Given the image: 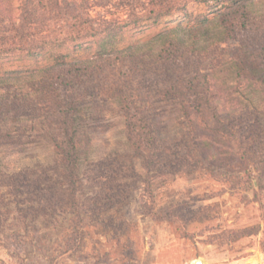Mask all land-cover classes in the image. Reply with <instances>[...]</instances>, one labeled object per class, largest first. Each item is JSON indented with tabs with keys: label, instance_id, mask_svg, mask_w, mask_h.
Here are the masks:
<instances>
[{
	"label": "rangeland",
	"instance_id": "rangeland-1",
	"mask_svg": "<svg viewBox=\"0 0 264 264\" xmlns=\"http://www.w3.org/2000/svg\"><path fill=\"white\" fill-rule=\"evenodd\" d=\"M63 1L83 12L95 37L76 48L70 30L55 28L41 51L0 56V130L17 143L0 147V264L264 261V133L238 156L211 131L188 151L178 141L187 117L240 116L264 132V0ZM22 3L0 0V20L20 19ZM58 53L76 66L54 63ZM48 95L76 103L68 111L80 140L74 184L53 147L57 130L5 114ZM206 98L213 116L196 107ZM144 117L162 123L173 155L141 163L127 137L138 129L127 125Z\"/></svg>",
	"mask_w": 264,
	"mask_h": 264
},
{
	"label": "trees",
	"instance_id": "trees-1",
	"mask_svg": "<svg viewBox=\"0 0 264 264\" xmlns=\"http://www.w3.org/2000/svg\"><path fill=\"white\" fill-rule=\"evenodd\" d=\"M42 1L43 0H37V2H32L31 0H26V3H24L23 0V3L19 5L20 19L17 21L10 18L6 21L3 19L0 20V56L7 54L13 56L16 52H25L29 55H33L35 52L41 51L43 48V36L52 34L51 29L55 28H57V31H61L62 29L70 30L73 33V37H71L69 41L74 43V45L77 46L76 48H80L83 44L89 42L91 38L95 37L96 34L91 33L93 30L91 25L83 21V12L81 10L79 11L78 8L70 7V5L65 4L63 0H51L53 4L46 7L40 5ZM69 12L74 15H70V18L74 19L76 23L68 27L63 18ZM3 15L4 12L0 9V17ZM37 42L40 44L37 45ZM64 43L65 42L60 38H56L53 41V45H56L58 48L62 47ZM53 59L56 64L64 63L70 66H76L75 62L67 59V55L62 53L53 56ZM94 67H96V64L90 66V68ZM81 68H83L81 72L82 76L84 75V71H86L85 69L89 67L83 66ZM81 68L79 67V70ZM205 91L207 92V90ZM48 92L49 91L45 93ZM64 94L65 93H63V96ZM54 97V95H48L41 103L28 105L22 111L10 105L7 107L5 114L8 115L12 112V116H16V118L18 116H30V118L39 117L47 126L51 125L52 128L57 130V132H54L55 134L52 133L53 147L57 149L61 160L64 163H69L67 165L69 172L68 175L65 176L68 179L70 177L71 184H74L76 183V177L74 175L78 169L76 163H79L80 140L78 134L72 130V128H74V119L71 117L73 113L68 111L69 109L75 111L74 108L76 107V103H65L61 105L52 101ZM33 106L35 109H33ZM196 107L201 109V113L204 111L203 107H205V111L212 114L214 104L206 98L203 102H196ZM37 111L40 112L38 113L40 115L35 114ZM42 111L44 114L53 117V119L41 115ZM200 118L203 119L199 121ZM199 119L187 117L180 122L184 127V131L178 141L184 150L188 151L191 145H194V143L198 141L200 133L203 134L201 131L205 130L214 132L221 137L222 140L231 143L237 150L235 155L238 156L241 149H243L241 147L242 144L251 143L257 132L258 134H261L260 132L264 133L254 120L242 118L240 116L224 119L216 117H199ZM213 122L215 123L214 127H212V125H214ZM161 125L162 123L156 122L155 118L151 117L130 119L128 121L127 127L133 126L138 129L137 132L133 129L135 132L128 133L127 137L131 145L135 146L137 156L141 159V163H157L160 157L164 155L163 153L166 152H170L171 155H173L171 152L172 148L163 144L160 140L158 129L161 128ZM12 134L11 132H3L0 130V147L14 146L17 144L14 142L13 138L15 136ZM20 137L22 138L23 136L21 135ZM104 161H106L105 163H122L117 158H109ZM119 171L122 174L120 168ZM108 178L107 175H96V179L100 181H106ZM44 191L45 190L42 188L39 192L44 193ZM29 193H32V191ZM36 194L39 196L38 192ZM70 194L73 202L75 200L77 201L78 193L71 190ZM81 209H86V206L83 205ZM89 210V207H87L86 212H89Z\"/></svg>",
	"mask_w": 264,
	"mask_h": 264
},
{
	"label": "water",
	"instance_id": "water-1",
	"mask_svg": "<svg viewBox=\"0 0 264 264\" xmlns=\"http://www.w3.org/2000/svg\"><path fill=\"white\" fill-rule=\"evenodd\" d=\"M194 264H202L201 262H199V261H197V262H195Z\"/></svg>",
	"mask_w": 264,
	"mask_h": 264
},
{
	"label": "built area",
	"instance_id": "built-area-1",
	"mask_svg": "<svg viewBox=\"0 0 264 264\" xmlns=\"http://www.w3.org/2000/svg\"><path fill=\"white\" fill-rule=\"evenodd\" d=\"M260 264H264V261H261Z\"/></svg>",
	"mask_w": 264,
	"mask_h": 264
}]
</instances>
